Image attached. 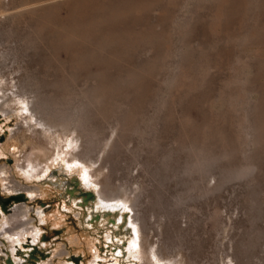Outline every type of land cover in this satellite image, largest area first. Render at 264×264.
<instances>
[{"label": "rangeland", "instance_id": "374dc122", "mask_svg": "<svg viewBox=\"0 0 264 264\" xmlns=\"http://www.w3.org/2000/svg\"><path fill=\"white\" fill-rule=\"evenodd\" d=\"M0 81L93 155L2 107L0 264H264V0H0Z\"/></svg>", "mask_w": 264, "mask_h": 264}, {"label": "bare ground", "instance_id": "6f19581e", "mask_svg": "<svg viewBox=\"0 0 264 264\" xmlns=\"http://www.w3.org/2000/svg\"><path fill=\"white\" fill-rule=\"evenodd\" d=\"M133 1V0H132ZM146 1V0H145ZM226 1H228V0H226ZM118 2H120V1H118ZM131 3V2H130ZM153 3V2H152ZM122 5V4H121ZM120 5V6H121ZM142 5H143V3H142ZM146 5V4H145ZM148 6V5H147ZM133 7V6H132ZM141 7H143V9H144V6H141ZM224 7H225V5H224ZM122 8V7H121ZM81 10H82V8H81ZM96 10V9H95ZM223 10V9H222ZM100 11V10H99ZM110 11V10H109ZM117 11V10H116ZM135 11V10H134ZM137 11V10H136ZM224 11V10H223ZM114 12V11H113ZM98 13V12H97ZM108 13V12H107ZM110 13V12H109ZM109 13H108V16H110L109 15ZM165 13V12H164ZM167 13V12H166ZM101 14H102V12H101ZM120 13H118L117 15H119ZM220 14V13H219ZM218 14V15H219ZM99 15V14H98ZM112 15H114V14H112ZM121 15V14H120ZM215 15V14H214ZM70 16V15H69ZM92 16V15H91ZM104 16H105V14H104ZM115 16V15H114ZM166 16H168V14L166 15ZM85 17V16H84ZM90 17V16H89ZM96 17H98V16H96ZM118 17V16H117ZM125 18V16H122V18ZM218 17H220V16H218ZM217 17V18H218ZM93 18V17H92ZM106 18H109V17H106ZM123 18V19H124ZM216 18V17H215ZM43 19V18H42ZM46 19V18H45ZM44 19V21H46ZM82 19V18H81ZM112 18H110V20H111ZM114 19V18H113ZM118 19V18H117ZM117 19H115V21L117 20ZM170 19V18H169ZM212 19H214V18H212ZM95 20L97 21V19L95 18ZM102 21H103V19H101ZM218 20H220V18L218 19ZM68 21V20H67ZM71 21V20H70ZM95 21V22H96ZM217 21V20H216ZM215 21V22H216ZM73 22V21H72ZM88 22H92V20L91 21H88ZM111 22V21H110ZM119 22V21H118ZM117 22V23H118ZM178 22V21H177ZM182 22V21H181ZM183 22H185V21H183ZM219 22V21H218ZM43 24H44V22H42ZM59 23V22H58ZM64 22H62V24H63ZM84 23V22H83ZM94 23V22H93ZM98 23V22H97ZM113 23H114V21H113ZM180 23V22H179ZM190 23V22H189ZM214 23V22H213ZM48 24V23H47ZM46 24V26H48ZM60 24H61V22H60ZM59 24V25H60ZM87 24V23H86ZM98 24H100V23H98ZM102 24V23H101ZM106 24H109V23H107V21H106ZM111 24V23H110ZM216 24H217V22H216ZM37 25H39V23L37 24ZM42 25V24H41ZM52 25V24H51ZM66 25V24H65ZM215 25V24H214ZM40 26V25H39ZM38 26V27H39ZM71 26H73V25H71ZM37 27V26H36ZM63 27V26H62ZM61 27V28H62ZM67 27V26H66ZM74 27H75V25H74ZM74 27H73V29H74ZM77 27V26H76ZM75 27V28H76ZM79 27V26H78ZM105 27V26H104ZM48 28V27H47ZM53 28V27H52ZM59 28V27H58ZM99 28H101V27H99ZM98 28V29H99ZM263 28V27H262ZM38 29H42V28H38ZM51 29V28H50ZM60 29V28H59ZM64 30H65V27L63 28ZM63 29L61 30V31H63ZM78 29V28H77ZM80 29V28H79ZM78 29V30H79ZM92 29V28H91ZM96 29V28H95ZM103 29V28H102ZM185 29V28H184ZM48 31V30H47ZM65 31H67V30H65ZM64 31V32H65ZM76 31V30H75ZM56 32V31H55ZM69 32V31H68ZM86 32V31H85ZM80 33V35H81V38L83 37V39H85L86 40V37H87V34L86 33ZM108 32V31H107ZM152 32V31H151ZM261 32H262V30H261ZM58 33V32H57ZM65 33H67V32H65ZM94 33V32H93ZM133 33V32H132ZM48 34V33H47ZM54 34V33H53ZM64 34V33H63ZM108 34H110V33H108ZM42 35V34H41ZM43 35H45V34H43ZM49 35H51V33H49ZM74 35H76V36H74ZM132 35V34H131ZM77 37L78 38V36L79 35H77V31L76 32H73V31H71L70 33H69V36H67V38L69 37H71L70 39H72V37ZM140 36V35H139ZM57 37H58V35H57ZM66 37V36H65ZM92 37V36H91ZM108 37V36H107ZM111 36H109L108 37V39L110 38ZM156 37V36H155ZM128 38H129V36H128ZM137 38V37H136ZM70 39H68V42L67 43H69V42H72ZM74 39V38H73ZM79 39V38H78ZM107 39V40H108ZM111 39V38H110ZM122 39L123 38H121V41H122ZM140 39V38H139ZM148 40H151L150 39V37L149 38H147ZM55 40V39H54ZM53 40V41H54ZM67 40V39H66ZM70 40V41H69ZM129 40V39H128ZM147 40V41H148ZM75 41V40H74ZM73 41V42H74ZM110 41V40H109ZM127 41V40H126ZM135 41V40H134ZM55 42V41H54ZM112 42V41H111ZM101 43V42H100ZM152 43V42H151ZM154 43V42H153ZM104 44V43H103ZM55 45H56V43H55ZM155 45V44H154ZM70 48H71V46H69ZM76 46H74V48H75ZM100 47H102V45L100 46ZM66 48H68V47H66ZM103 48V47H102ZM82 49V48H81ZM74 50V49H73ZM78 49H76L75 51H77ZM263 50V49H262ZM261 50V51H262ZM71 52V51H70ZM80 52H82L83 53V50H80ZM257 52L259 53V51L257 50ZM74 53V52H73ZM73 53H72V55H73ZM68 54V53H67ZM71 55V56H72ZM79 55H80V53H79ZM83 55V54H82ZM70 56V57H71ZM74 56V55H73ZM72 56V57H73ZM77 56H75V58H76ZM93 57V56H92ZM85 59H86V57H84ZM99 58H101V57H99ZM71 59H74V58H71ZM89 59V58H88ZM92 59V58H91ZM75 60V59H74ZM84 61H87V60H84ZM85 64V63H84ZM87 65V64H86ZM106 65V64H105ZM109 65V64H108ZM101 67H102V65H101ZM181 67V66H180ZM103 68H104V66H103ZM153 68V67H152ZM140 72H141V70H140ZM139 72V73H140ZM137 73V72H136ZM138 73V74H139ZM136 75V74H135ZM104 76V75H103ZM103 76H102V78H103ZM138 77V76H137ZM120 80V79H119ZM64 85H66V84H64ZM67 85H68V83H67ZM103 86H104V84H103ZM102 86V88H100V86L98 87V88H100V90H102V89H104L105 87L106 88H108V86H104L103 87ZM69 86H67V88H68ZM111 87V86H110ZM115 86H112V88H114ZM116 87H118V86H116ZM21 88V87H20ZM97 88V89H98ZM112 88H110V89H112ZM139 87H137V89H138ZM21 89H23V88H21ZM20 89V90H21ZM25 89V88H24ZM42 89V88H41ZM109 89V90H110ZM38 90H39V88H38ZM45 90V89H44ZM47 90V89H46ZM60 90H62V89H60ZM90 90V89H89ZM99 90V91H100ZM105 91L107 90V89H104ZM115 89H113V91H114ZM117 90H120L119 88H117L116 89V91ZM22 91V90H21ZM21 91H16V90H13L12 92H10V93H7L6 92V89H4L3 87H2V85H1V81H0V111H2V112H4V115L5 116H9V114L11 113V111L10 110H8V109H4V108H2L5 104H8L9 106H10V103H11V100H12V96H15V97H18V100L17 99H15V101L17 100V107H15L14 108V110H13V112H14V114L17 116V117H19V118H23V120H25V125H26V129L27 130H31L32 128H34L36 125H41V126H43L47 131H63V133L66 135V134H68L70 131L72 132V131H74V132H77L78 133V135L75 137V138H73L72 140H70V141H68V140H65L63 143H64V145H62V149H61V151H59V153H57L58 155L55 157V159H53V160H55V162L56 161H58L59 160V158H61L64 154H66V155H68V152H69V148H71V149H73V148H76V153L74 154V161L72 162V163H70V165H69V167L71 168V169H73L75 166H77V164H79V163H85V161L86 160H92V150H91V145H89V146H82V145H77L76 144V142L78 141V139H80V137H81V135L83 134V135H86V129L84 128V126H83V124H82V122H78V119L80 120V118L78 117V119L76 118V119H74V118H66V117H60V116H58V115H56V114H53L51 111H49L48 109H47V107L45 106V103L41 100L42 98H39L38 97V95L36 96V99L33 101V102H29L27 99H24V97L22 98V95H23V92H21ZM24 91V90H23ZM63 91V90H62ZM65 91V90H64ZM69 91V90H68ZM108 91V90H107ZM107 91L105 92V93H107ZM30 92V91H29ZM39 92H41V91H38V94H39ZM67 92V91H66ZM89 92V91H88ZM111 92V91H110ZM25 94L26 93H28L26 90H25V92H24ZM101 94L100 92H98V90H97V92L95 93V95L97 96V95H99V94ZM25 94H24V96H25ZM34 94V93H33ZM111 94V93H110ZM94 95V96H95ZM105 95V94H104ZM103 95V96H104ZM112 95V94H111ZM30 96V95H29ZM94 96H92V97H94ZM95 96V98H97V97H99V96H97L96 97ZM114 96V95H113ZM91 97V98H92ZM105 97H107V94L104 96V98ZM94 98V99H95ZM100 98V97H99ZM108 98V97H107ZM43 99H44V97H43ZM106 99V98H105ZM45 100V99H44ZM97 100V99H96ZM91 101L92 100H90V103L89 104H91ZM57 102V101H56ZM55 102V103H56ZM95 102V101H94ZM93 102V103H94ZM52 103H53V100H52ZM58 103V102H57ZM57 103H56V105H57ZM96 103V102H95ZM105 103V102H104ZM51 104V103H50ZM59 104V103H58ZM47 105H49L48 103H47ZM95 105V104H94ZM102 105H103V102H102ZM105 105H107L106 103H105ZM109 105H112V102L111 103H109ZM12 106V105H11ZM58 106V105H57ZM98 107H99V105H98ZM104 106H102V108H103ZM108 109H109V106L107 107ZM80 109H82V108H80ZM79 109V110H80ZM106 108L104 107V110H105ZM84 110H86L85 108H84ZM102 110V109H101ZM107 111V110H106ZM135 111V110H134ZM78 112V111H77ZM80 112L82 113V111L80 110ZM104 112V111H103ZM107 112H109V111H107ZM106 113V112H105ZM110 113H111V111H110ZM75 114H77L78 115V113H75ZM107 114V113H106ZM106 114H104V115H106ZM71 115V114H70ZM72 115H74V113L72 114ZM85 115V114H84ZM72 117V116H71ZM84 117V116H83ZM82 117V118H83ZM103 117V116H102ZM8 118V117H7ZM106 118H107V116H106ZM131 118V117H130ZM132 118H133V116H132ZM135 118H136V115H135ZM85 119V118H84ZM77 120V121H76ZM84 122V121H83ZM23 123H24V121H23ZM86 123V122H85ZM89 123V122H88ZM87 124V123H86ZM85 124V125H86ZM88 126V125H87ZM86 126V127H87ZM93 126V125H92ZM43 128V129H44ZM21 129V128H20ZM25 129V128H24ZM93 129V128H92ZM46 131V132H47ZM88 131V130H87ZM90 133V132H89ZM89 133H88V135L87 136H89ZM92 134V133H91ZM26 136V135H25ZM84 137V136H83ZM59 138V137H58ZM90 138V137H89ZM61 142V141H60ZM60 142H58V144H56L58 147H60L61 146V143ZM76 145H77V147H76ZM56 146V147H57ZM72 153V152H71ZM70 153V154H71ZM72 155V154H71ZM52 160V161H53ZM35 162V161H34ZM33 162V160H31V159H29V164H28V166H23L22 167V170H23V172H24V174L26 175V177H28V178H34V177H38L39 175H41L40 173L41 172H43V169H41L40 170V167H42V166H38V163L37 164H35ZM54 162V161H53ZM40 163V162H39ZM73 164H75V165H73ZM49 167H50V165H47V168L49 169ZM44 169H45V167H43ZM45 170H47V169H45ZM39 171V172H38ZM41 171V172H40ZM47 172V171H46ZM83 177H85L84 175H83ZM114 198H117L116 196H114V197H109L106 193H104V191L101 193V201L105 204V207H110V208H116L118 205H116V203L115 204H113V202L111 201L110 202V200H113ZM108 202H110V203H112L111 204V206H106V203H108ZM115 202V201H114ZM117 202H118V200H117ZM125 203H126V200H125ZM122 204V203H121ZM124 204V203H123ZM108 205V204H107ZM123 206V205H122ZM132 227H133V229H134V231H135V235L133 236L134 237V240L130 243V246H129V248H130V252H131V254H136L137 252H138V248L137 247H140V244H139V242L137 241V239L139 238V229H138V219L136 218V216H134V220L132 221V225H131ZM137 238V239H136ZM21 239V238H20ZM20 239H18V240H20ZM17 240V241H18ZM14 241H16V240H14ZM140 251V250H139Z\"/></svg>", "mask_w": 264, "mask_h": 264}, {"label": "flooded vegetation", "instance_id": "af4514ba", "mask_svg": "<svg viewBox=\"0 0 264 264\" xmlns=\"http://www.w3.org/2000/svg\"><path fill=\"white\" fill-rule=\"evenodd\" d=\"M122 219H123V216L120 217V220H122ZM128 226H129V225H128ZM128 228H130V226H129ZM132 229H133V227H132ZM15 239H16V238H15ZM129 246H130V243L127 242V243H126V247H129Z\"/></svg>", "mask_w": 264, "mask_h": 264}]
</instances>
